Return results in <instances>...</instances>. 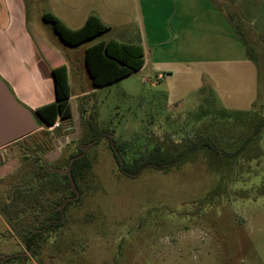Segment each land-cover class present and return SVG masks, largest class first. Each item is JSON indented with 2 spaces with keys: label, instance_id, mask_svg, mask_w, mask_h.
<instances>
[{
  "label": "rangeland",
  "instance_id": "obj_1",
  "mask_svg": "<svg viewBox=\"0 0 264 264\" xmlns=\"http://www.w3.org/2000/svg\"><path fill=\"white\" fill-rule=\"evenodd\" d=\"M213 1L220 14L234 17L251 62L230 52L218 17L216 33L207 14L191 11V34L213 42L217 58L205 55L194 69L170 59L169 72L148 61L79 102L69 73L71 118L0 148V264H264V132L239 150L264 118V40L243 21L264 28V0ZM35 4H29V29L53 40ZM126 31L109 30L79 50ZM223 110L229 118H221ZM241 112L248 117L237 120ZM106 133L123 145L127 161L154 146L176 152L200 137L218 152L203 148L130 179L119 171ZM80 150L90 168L78 196L63 222L44 230L46 217L69 196L62 189L67 160ZM34 232L42 240L31 254L23 238Z\"/></svg>",
  "mask_w": 264,
  "mask_h": 264
},
{
  "label": "crops",
  "instance_id": "obj_2",
  "mask_svg": "<svg viewBox=\"0 0 264 264\" xmlns=\"http://www.w3.org/2000/svg\"><path fill=\"white\" fill-rule=\"evenodd\" d=\"M35 3L39 6L37 17L46 27L42 16L47 13L73 30L79 29L87 17L94 14L110 30H127L118 38L97 42L114 39L124 43H139L144 52V65L139 71L147 68L148 61L151 66L169 72L171 65L167 61L170 59L182 60L179 65L194 69L205 55H216L217 58V47H209L213 42L206 44V39L197 38L201 37L199 34L195 37L191 34V11H196L202 17L207 14L215 23L216 33L218 17L219 23L225 24V32L229 35L230 52L244 55V63L251 62L232 25L220 14L213 0H0V78L15 98L32 112L55 101L52 69L61 65L67 71L70 107L73 96L69 73L73 77L76 89L74 99L77 102L111 85L94 87L86 72L85 49L96 42L85 46L80 52L79 48L85 43L76 47L68 46L49 27L47 29L53 40L51 37L47 40L41 32L30 31L29 6H36ZM43 3L46 8H43ZM240 9V12L246 11L245 7L241 6ZM127 10L130 13H126ZM243 21L253 28L260 40H264V28L256 20Z\"/></svg>",
  "mask_w": 264,
  "mask_h": 264
},
{
  "label": "trees",
  "instance_id": "obj_3",
  "mask_svg": "<svg viewBox=\"0 0 264 264\" xmlns=\"http://www.w3.org/2000/svg\"><path fill=\"white\" fill-rule=\"evenodd\" d=\"M42 18L44 22L51 26V29L58 38L64 44L71 47H76L94 40L110 30V27L104 24L94 14L89 15L84 24L76 30L69 29L50 13L44 14ZM225 18L230 24L234 21L233 16H225ZM234 31L236 37L245 47L246 57L249 60H253L252 50L248 46L247 41L238 34L237 24H234ZM84 65L92 85L96 88L103 87L141 70L144 65L143 48L139 43H124L114 39L99 41L85 49ZM52 76L55 101L33 112L37 120L38 128H52L57 121L63 122L70 119L72 116L71 107L68 102L70 98V88L66 67L61 65L53 68ZM201 89L205 90L204 87ZM218 114L222 116L221 118L223 119L229 118L231 115L228 111L224 110L218 112ZM236 115H238L235 117L237 120L242 119V117H248L247 112L237 113ZM91 129H94V127L92 126ZM263 132L264 118H260L255 122L251 134L244 140L239 150L244 149L250 142L256 141ZM104 136L108 137V145L115 156L119 171L122 175L130 179L138 177L148 169L156 171L166 170L180 163L191 153L203 148L218 152L209 138L200 137L186 144L184 148L176 152L163 149L160 146H154L148 153L141 154L131 161H127L122 158L121 152L123 145L117 144L108 133L104 134ZM100 138H102V136ZM97 140L98 139L94 138L91 141L96 143ZM89 168L90 162L85 151L80 150L69 157L67 160V172L62 184L63 191L69 193V196L63 199L60 210L46 217L45 222L41 226L44 230L52 227L56 228V226H59V224L63 222L66 209L70 204V199L78 196V183L84 179ZM41 236L40 232H34L23 238V244L28 252L35 254L33 248L39 246L42 240Z\"/></svg>",
  "mask_w": 264,
  "mask_h": 264
},
{
  "label": "water",
  "instance_id": "obj_4",
  "mask_svg": "<svg viewBox=\"0 0 264 264\" xmlns=\"http://www.w3.org/2000/svg\"><path fill=\"white\" fill-rule=\"evenodd\" d=\"M38 129L34 113L22 105L0 78V148Z\"/></svg>",
  "mask_w": 264,
  "mask_h": 264
},
{
  "label": "built area",
  "instance_id": "obj_5",
  "mask_svg": "<svg viewBox=\"0 0 264 264\" xmlns=\"http://www.w3.org/2000/svg\"><path fill=\"white\" fill-rule=\"evenodd\" d=\"M158 78H160V77H158ZM55 126V125H54Z\"/></svg>",
  "mask_w": 264,
  "mask_h": 264
}]
</instances>
